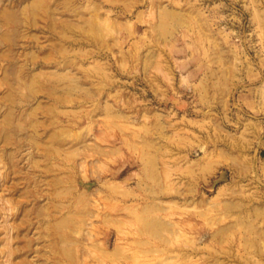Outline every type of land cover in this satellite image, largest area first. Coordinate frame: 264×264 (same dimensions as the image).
<instances>
[{
	"label": "rangeland",
	"instance_id": "374dc122",
	"mask_svg": "<svg viewBox=\"0 0 264 264\" xmlns=\"http://www.w3.org/2000/svg\"><path fill=\"white\" fill-rule=\"evenodd\" d=\"M0 264H264V0H0Z\"/></svg>",
	"mask_w": 264,
	"mask_h": 264
}]
</instances>
